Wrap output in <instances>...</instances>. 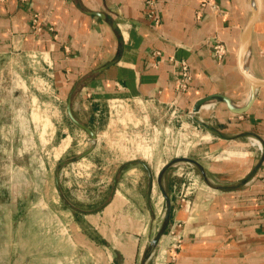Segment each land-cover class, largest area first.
Returning a JSON list of instances; mask_svg holds the SVG:
<instances>
[{
  "label": "crops",
  "instance_id": "1",
  "mask_svg": "<svg viewBox=\"0 0 264 264\" xmlns=\"http://www.w3.org/2000/svg\"><path fill=\"white\" fill-rule=\"evenodd\" d=\"M154 12L158 23L143 0H0V56L36 60L53 103L66 109L70 99L81 122L96 123L97 112L115 101L172 114L197 108L201 159L214 160L199 164L201 186L179 187L185 198L171 203L172 229L159 241V257L168 259L178 240L173 264H264V86L246 111H234L251 88L239 59L250 3L154 0ZM33 14L40 32L31 26ZM216 42L225 48L222 59L214 56ZM180 61L191 77L185 91L176 90ZM243 64L264 80V0ZM96 137L91 156L100 148ZM183 168L178 176L188 175ZM121 185L117 196L125 195ZM118 244L105 264H134Z\"/></svg>",
  "mask_w": 264,
  "mask_h": 264
},
{
  "label": "rangeland",
  "instance_id": "2",
  "mask_svg": "<svg viewBox=\"0 0 264 264\" xmlns=\"http://www.w3.org/2000/svg\"><path fill=\"white\" fill-rule=\"evenodd\" d=\"M33 62L0 56V264H105L118 243L135 257L134 264L159 263L165 246L148 259V240L165 227L156 175L177 157L205 166L214 160L201 159V116L141 102L107 105L96 123L79 121L101 135L99 151L91 156L89 136L70 121L64 105L53 103ZM134 160L153 173L152 215L144 200L146 172L127 165ZM181 166L188 175L178 176ZM116 172L125 195L115 190L111 199ZM56 178L64 200L78 209L109 203L93 214L78 213L59 197ZM193 182L202 185L200 170L185 163H173L160 178L174 204L182 199L178 189ZM169 222L162 236L171 232ZM96 234L107 245L94 241Z\"/></svg>",
  "mask_w": 264,
  "mask_h": 264
},
{
  "label": "water",
  "instance_id": "3",
  "mask_svg": "<svg viewBox=\"0 0 264 264\" xmlns=\"http://www.w3.org/2000/svg\"><path fill=\"white\" fill-rule=\"evenodd\" d=\"M248 1L250 3V7H251V16H250V19H249V21H248V23H247V25H246L243 33H242L241 46H240V49H239V59H240V70L243 73V75L245 76V78L247 79V81L250 83L251 88H250V91H249V97L247 99L246 104L243 107L234 109V111H236L238 113H242V112L246 111L251 106V104L253 103V100L255 98L257 89L262 87V86H264V80H260V79H257L255 77H253L248 72V70L245 67V65L243 64L244 56L248 53V49H249V42H250L252 27H253L255 21L258 18L259 10H260V3H261V0H254L255 5L253 6L252 5L253 3L251 2V0H248ZM246 47H247V52L245 53V50H246L245 48ZM66 111H67V115H68L70 121L74 125L79 127L80 129L84 130L87 133V135L89 136V140L91 141L92 145H91L89 151L86 152V154H88L95 147L96 134L89 127H87L86 125L80 123L75 118V116L73 115L72 109H71V100L70 99H68V101L66 103ZM197 113H198L197 108H195L193 110V112L191 113L192 117L197 119L198 118ZM252 140L255 141L256 143H258L259 151L261 153H263V145L260 143V141L257 138H253ZM173 163H185L187 165L196 166V167L199 168L200 173H202V175L205 176V178H206V174L204 173L203 170H201V166L199 165V163H197L195 160H192V159H189V158H185V157H182V158H178L177 157V158L173 159L172 161H170L169 163H167L166 165H164L161 168V170L156 175V182H157V185L160 188V191L162 193L163 199L165 201V212H164V218H163L165 227L167 226L168 221L170 219L171 206L172 205H171V200H170L168 194L161 187L160 178L163 175V173ZM127 165H137V166L141 167L146 172V175H147V187H146V193H145L144 200H145V205H146V207L148 209V212L152 215L153 214V209H152V205H151V195H152V192H153V183H154L153 173H152V171L150 170V168L148 167V165L144 161H140V160L136 161V160H134V161L128 162ZM120 175H121L120 172H116L115 173V177L113 179V184H112V191H111V195H110L111 199L113 198V196L115 194L116 186H117V183H118ZM55 186H56V190H57V193H58L59 197L64 200L63 195H62V191L60 189V185H59V182H58L57 178L55 179ZM65 203H66V205L69 208L73 209L74 211H76L78 213H81V214H93V213L101 211L103 208H105L108 205L109 202L105 203L100 208L92 210V211H86V210L78 209L74 205L69 203L68 201H65ZM165 227L162 229V231H160L154 237H152L151 239L148 240V259L149 260L154 255L155 250L158 247V244H159V241L161 239V236L164 234Z\"/></svg>",
  "mask_w": 264,
  "mask_h": 264
},
{
  "label": "built area",
  "instance_id": "4",
  "mask_svg": "<svg viewBox=\"0 0 264 264\" xmlns=\"http://www.w3.org/2000/svg\"><path fill=\"white\" fill-rule=\"evenodd\" d=\"M20 1H26V0H20ZM209 0H203L204 4L207 3ZM143 3L146 7V12L147 15L149 16V18H151L152 20H154L155 23H158V19L155 16V12H154V0H143ZM31 26L33 28L34 32H40V27L38 25V15L37 14H33L32 18H31ZM212 50L214 53V56L217 59H222V57L225 55V48L221 43H214L212 46ZM180 66V72L178 77L176 78L175 84H176V90L177 91H185L187 89V83L190 80V72L188 69V65L185 61H180L179 63ZM112 104H127L125 102L122 101H115L110 103ZM255 146L257 145L258 149H259V145L258 143H256L255 141H253ZM263 179H264V174H263ZM184 197H182V199H184ZM179 246V241L177 240L176 242H174L172 244V247L170 248V254L168 256V259H160L159 263L156 264H173L174 262V254H175V250L177 249V247Z\"/></svg>",
  "mask_w": 264,
  "mask_h": 264
},
{
  "label": "trees",
  "instance_id": "5",
  "mask_svg": "<svg viewBox=\"0 0 264 264\" xmlns=\"http://www.w3.org/2000/svg\"><path fill=\"white\" fill-rule=\"evenodd\" d=\"M87 127H88V126H87ZM95 236H96L95 238H96L97 240L94 239V241H96L97 243H100V244H102V245H103V244H104V245H107V242H106L105 240L101 239V238L99 237L98 234H96ZM115 252H116V251H115ZM116 254H117V253H116Z\"/></svg>",
  "mask_w": 264,
  "mask_h": 264
},
{
  "label": "bare ground",
  "instance_id": "6",
  "mask_svg": "<svg viewBox=\"0 0 264 264\" xmlns=\"http://www.w3.org/2000/svg\"><path fill=\"white\" fill-rule=\"evenodd\" d=\"M251 2L253 3L252 5L254 6L255 5L254 0H251ZM245 49H246L245 50V53H246L247 52V47Z\"/></svg>",
  "mask_w": 264,
  "mask_h": 264
}]
</instances>
